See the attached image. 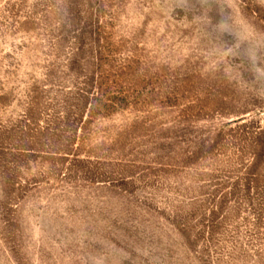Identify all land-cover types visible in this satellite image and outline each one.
Instances as JSON below:
<instances>
[{"label":"rangeland","instance_id":"obj_1","mask_svg":"<svg viewBox=\"0 0 264 264\" xmlns=\"http://www.w3.org/2000/svg\"><path fill=\"white\" fill-rule=\"evenodd\" d=\"M0 264H264V0H0Z\"/></svg>","mask_w":264,"mask_h":264}]
</instances>
